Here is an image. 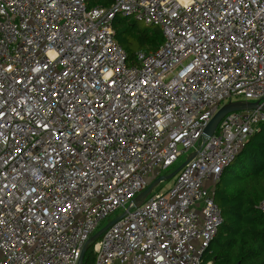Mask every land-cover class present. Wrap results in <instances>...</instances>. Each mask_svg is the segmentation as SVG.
Masks as SVG:
<instances>
[{
	"label": "built area",
	"instance_id": "1",
	"mask_svg": "<svg viewBox=\"0 0 264 264\" xmlns=\"http://www.w3.org/2000/svg\"><path fill=\"white\" fill-rule=\"evenodd\" d=\"M117 15L161 45L130 60ZM238 100L264 105V0H0V264H77L118 210L94 264H203L215 185L264 123L231 112L205 138Z\"/></svg>",
	"mask_w": 264,
	"mask_h": 264
},
{
	"label": "trees",
	"instance_id": "2",
	"mask_svg": "<svg viewBox=\"0 0 264 264\" xmlns=\"http://www.w3.org/2000/svg\"><path fill=\"white\" fill-rule=\"evenodd\" d=\"M86 2L90 8L110 7L113 0ZM127 19L117 15L112 25L130 60H134L138 51L156 50L161 45L160 30L153 32L151 28H139L135 23L127 25ZM235 161L242 163V176L232 180L225 172ZM223 173L214 189V200L223 221L202 257L203 264L209 261L211 264H264V211L258 207L264 198V123ZM92 248L93 245L88 248L84 264H94Z\"/></svg>",
	"mask_w": 264,
	"mask_h": 264
},
{
	"label": "water",
	"instance_id": "3",
	"mask_svg": "<svg viewBox=\"0 0 264 264\" xmlns=\"http://www.w3.org/2000/svg\"><path fill=\"white\" fill-rule=\"evenodd\" d=\"M258 107H261L262 110H264V105L260 104L259 101L251 102V101H229L226 104H224L218 112L214 115V117L211 119L209 124L204 130V137L208 138L214 134L216 131L219 123L221 120L229 113L235 112V111H245V110H252L256 109ZM188 160L180 164L177 168H175L170 174L161 175L158 178H156L143 192H141L137 199L136 203L139 204L142 201L146 200V198L151 194V192L159 185L160 182H163L165 180H169L174 178L177 173L182 169V167L186 164ZM121 217H123V214L110 220L107 222L104 226H102L95 234L91 236V238L87 241L85 247L83 248L81 257L77 264H84V257L85 254L92 242H95L99 240V238L103 235V233L110 228L114 223H116Z\"/></svg>",
	"mask_w": 264,
	"mask_h": 264
},
{
	"label": "rangeland",
	"instance_id": "4",
	"mask_svg": "<svg viewBox=\"0 0 264 264\" xmlns=\"http://www.w3.org/2000/svg\"><path fill=\"white\" fill-rule=\"evenodd\" d=\"M134 23H135L136 26L139 27V28L149 27V28H151V30H152L153 32H155L157 29L159 30L158 27L153 26V25H146V23H145L144 21H139V20L136 21L133 17H131V18L125 20V24H127V25H133ZM161 40L163 41V36L161 37ZM185 159H186V155H184V156L179 160V162L176 163V165L171 169L170 172H168V174H170L175 168H177L180 164H182L183 161H185ZM164 173H165V172H164ZM164 173H163V174H164ZM175 179H176V176H175L174 178H172V179H169V180H165V181H163L161 184H159V185L155 188V190H154L152 193H154V192H156V191H160V190L165 191V190L171 188V187L174 185V183H175ZM121 213H122V210H118V211H116L114 215H112L111 217H109V218L104 222V224H106V223L109 222L110 220H112V219H114V218L120 216ZM91 250H93V248H92Z\"/></svg>",
	"mask_w": 264,
	"mask_h": 264
},
{
	"label": "crops",
	"instance_id": "5",
	"mask_svg": "<svg viewBox=\"0 0 264 264\" xmlns=\"http://www.w3.org/2000/svg\"><path fill=\"white\" fill-rule=\"evenodd\" d=\"M258 127L259 126H257V129H258ZM241 174H242V163L236 162V161L225 172L226 177L230 178V179L232 178V180H234L235 178H240L242 176Z\"/></svg>",
	"mask_w": 264,
	"mask_h": 264
}]
</instances>
